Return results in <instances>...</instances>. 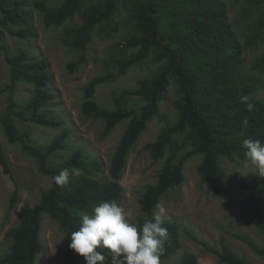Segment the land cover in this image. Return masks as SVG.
<instances>
[{"label": "trees", "instance_id": "obj_1", "mask_svg": "<svg viewBox=\"0 0 264 264\" xmlns=\"http://www.w3.org/2000/svg\"><path fill=\"white\" fill-rule=\"evenodd\" d=\"M121 1L58 0L55 5L48 6L42 1L31 5L27 0H0V55H4L9 68V80L4 88L9 97L0 114V125L7 142L32 159L36 172L51 181L39 202L27 207L19 223L8 231L11 245L1 258V264H36L42 251L40 232L45 205L63 219L61 229L66 248L62 264H86L85 259L68 246L72 232L80 227L79 213H91L102 201L115 200L122 206L125 196L120 181L126 160L151 121L149 110H156L164 101L171 81L177 90L172 104L177 116L144 147L151 158L162 161V165L156 182L140 190L139 215L135 221L138 227L151 218L156 204L168 191L183 184L184 163L190 157L201 156L195 169L199 187L214 196H221L226 190L222 159L230 163L246 159L242 147L246 138L264 143V102L255 97L260 81L244 66V52L253 42L237 38L228 22L224 4L219 0H131V21L137 34L126 37L121 47L137 52L129 53L127 58H118L113 64L120 74H124L130 67L144 61L150 50H154L159 59H164L165 64L151 76L138 80L133 92L113 97L111 108L101 107L94 97L99 86L115 79L114 74L94 77L82 87L81 114L85 119L102 124L100 139H105L120 123H126L105 178H93L101 172L103 164L78 149L59 164H51V158L64 150L68 133L62 130L48 144L41 146L32 142L28 131H20L16 126V121H21L49 129L60 127L55 118L43 112L53 100L47 90L52 81L48 63L43 58L31 57L26 50L9 55L5 37L27 39L32 36L31 29L25 27L31 21L34 8L41 14L46 28L66 25L59 42L64 48L81 53L78 63H83V54L92 41L94 30L103 25L114 28ZM256 66H264V48ZM76 67L77 63L69 65L70 70ZM21 83L33 87L31 97L24 103L13 99ZM128 96L145 103L139 113L126 108L124 101ZM243 96L250 97L253 111H248L246 104L241 102ZM245 118L249 121L247 129L241 127ZM186 145L191 150L177 157ZM0 164L4 172L10 174L1 145ZM64 167L79 169L81 174L73 175L70 183L61 188L55 185L53 177ZM238 188L241 196L224 203L223 207L247 216L250 224L264 234V178L248 174L239 181ZM16 203L15 191L10 199L9 212ZM164 227L168 229L169 238L160 264L181 248L177 224L166 220ZM237 238L255 255L264 257V247L244 235ZM193 241L219 264H251L235 254L223 240L218 247L202 240ZM178 264H198V258L185 252Z\"/></svg>", "mask_w": 264, "mask_h": 264}, {"label": "rangeland", "instance_id": "obj_2", "mask_svg": "<svg viewBox=\"0 0 264 264\" xmlns=\"http://www.w3.org/2000/svg\"><path fill=\"white\" fill-rule=\"evenodd\" d=\"M31 5L42 1L45 5H55L58 0H27ZM227 10L228 22L231 23L236 36L240 40H251L244 52L245 69L260 81L256 98L264 102V66L257 67V58L264 48V3L262 0H219ZM132 2L123 0L119 3L113 29L103 25L94 30L92 41L83 54L84 62L78 63L81 53L64 48L59 42L63 27L46 28L42 23L41 14L32 8L30 28L32 36L27 39L5 37L8 54L26 50L31 57L43 58L49 66L52 81L47 90L53 96L43 112L55 118L59 128L49 129L30 122L16 121L20 131H28L32 142L37 145L48 144L62 130L68 133L64 150L57 152L50 160L57 165L75 150H81L90 158L103 164L100 173L94 179L105 178L112 153L117 146L125 128V122L120 123L105 139H100L103 126L99 122L85 119L81 114L82 87L91 79L105 74H114L111 83L99 86L95 93V101L103 108H111L112 98L129 94L136 88L137 81L151 76L159 67L165 64L154 50H150L147 58L139 64L130 67L126 73L120 74L113 64L118 58H127L129 53L137 50H127L121 47L126 37L136 35L131 21ZM259 21V22H258ZM258 22V23H257ZM121 44V45H120ZM116 45H120L116 48ZM76 64L75 70H70V64ZM9 80V68L4 55H0V114L5 108L9 94L4 90ZM173 80V79H170ZM172 82V81H171ZM166 90L165 99L158 104L157 109L149 110L151 121L146 131L141 135L134 149L130 152L122 171L120 185L124 189L125 200L122 208L128 215L130 223L136 221L139 215L138 199L140 190L157 179L162 161H154L144 147L153 142L158 132L176 120L177 113L172 104L176 100L177 90L171 83ZM33 93V87L19 84L13 95L16 102H26ZM126 108L140 112L145 106L139 98L128 96L124 101ZM0 145L7 160L10 174H6L0 164V260L11 245L8 231L21 220L23 211L39 202L42 192L50 187L51 181L36 172L32 159L23 155L19 148L10 145L2 132L0 125ZM191 150L186 145L178 153L181 157ZM201 156L190 157L183 167L184 182L166 193L161 199L168 212L166 220L174 222L179 227L181 248L171 258L161 264H178L183 253H191L198 258V264H219L210 254H206L193 239L202 240L213 247H218L220 241L226 242L230 249L239 257L251 264H264V257L255 255L237 236L244 235L259 246L264 247V234L254 228L247 216L226 210L223 204L241 196L238 188L240 180L248 174H255L254 166L246 159L230 163L222 159L226 174V190L221 196L199 187L196 166ZM17 192V203L9 212L10 199ZM156 210V209H155ZM63 219L49 205L42 209V229L40 241L42 251L36 264H62L66 244L62 231ZM1 264V263H0Z\"/></svg>", "mask_w": 264, "mask_h": 264}, {"label": "clouds", "instance_id": "obj_3", "mask_svg": "<svg viewBox=\"0 0 264 264\" xmlns=\"http://www.w3.org/2000/svg\"><path fill=\"white\" fill-rule=\"evenodd\" d=\"M250 97H241L248 111L254 110ZM241 127H249L248 119L241 121ZM244 157L254 166L255 176L264 178V143L246 138L242 142ZM76 168L64 167L53 177L61 188L70 183L73 175H80ZM156 210L142 227L130 223L125 210L115 201L98 203L91 213H79L80 227L72 232L69 248L79 254L86 264H160L169 238L164 227L168 212L163 204H156ZM107 251V255H105Z\"/></svg>", "mask_w": 264, "mask_h": 264}]
</instances>
